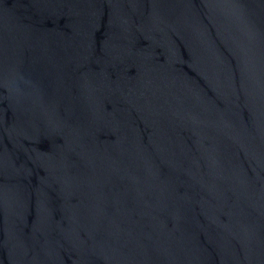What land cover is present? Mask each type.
<instances>
[{"label":"water","instance_id":"95a60500","mask_svg":"<svg viewBox=\"0 0 264 264\" xmlns=\"http://www.w3.org/2000/svg\"><path fill=\"white\" fill-rule=\"evenodd\" d=\"M0 264H264V0H0Z\"/></svg>","mask_w":264,"mask_h":264}]
</instances>
